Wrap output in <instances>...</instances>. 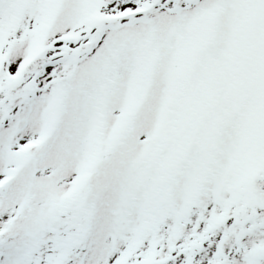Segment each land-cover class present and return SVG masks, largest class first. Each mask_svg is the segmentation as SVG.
Listing matches in <instances>:
<instances>
[{
	"label": "snow or ice",
	"instance_id": "1",
	"mask_svg": "<svg viewBox=\"0 0 264 264\" xmlns=\"http://www.w3.org/2000/svg\"><path fill=\"white\" fill-rule=\"evenodd\" d=\"M0 264H264V0H0Z\"/></svg>",
	"mask_w": 264,
	"mask_h": 264
}]
</instances>
